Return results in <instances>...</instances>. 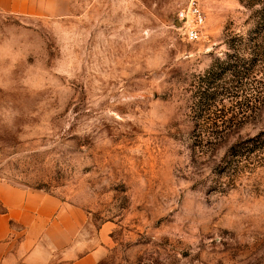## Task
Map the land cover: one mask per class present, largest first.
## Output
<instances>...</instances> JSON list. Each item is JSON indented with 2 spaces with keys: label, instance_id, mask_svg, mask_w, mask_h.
<instances>
[{
  "label": "rangeland",
  "instance_id": "374dc122",
  "mask_svg": "<svg viewBox=\"0 0 264 264\" xmlns=\"http://www.w3.org/2000/svg\"><path fill=\"white\" fill-rule=\"evenodd\" d=\"M191 1L0 13V183L78 205L105 231L94 261L53 264H264V154L246 144L264 101L243 113L221 97L235 121L217 139L194 108L213 64L251 60V1L195 0L196 42L176 24ZM256 69L244 83L264 80Z\"/></svg>",
  "mask_w": 264,
  "mask_h": 264
},
{
  "label": "crops",
  "instance_id": "0c3cea01",
  "mask_svg": "<svg viewBox=\"0 0 264 264\" xmlns=\"http://www.w3.org/2000/svg\"><path fill=\"white\" fill-rule=\"evenodd\" d=\"M70 10V0H0V13L7 15L56 18ZM104 233L95 231L78 205L43 190L0 183V264L92 262Z\"/></svg>",
  "mask_w": 264,
  "mask_h": 264
},
{
  "label": "trees",
  "instance_id": "16d2710c",
  "mask_svg": "<svg viewBox=\"0 0 264 264\" xmlns=\"http://www.w3.org/2000/svg\"><path fill=\"white\" fill-rule=\"evenodd\" d=\"M249 1H251V10H253L254 16L251 47L248 48L251 53V60L245 62L239 55V59L231 55L228 61H217L200 78L194 108L199 111L197 123L206 127L201 128V133H207L209 138H219L223 131L220 130L231 127L235 121L233 117L227 118L223 114V109H218L217 104L221 97L223 98L224 95L229 94L231 98L235 99L236 109L243 113H253L257 108V104L264 101V80L257 81L255 79L251 84L244 83V79H247L245 74L249 70H251V78L253 74L256 75L254 77H257V72L263 74L262 71H258L256 68L261 66L264 71V0ZM231 48L238 49L234 45H231ZM243 97L244 101L239 102L238 99ZM212 115L215 117L214 119ZM246 144L251 145L250 153L264 154V133L248 140Z\"/></svg>",
  "mask_w": 264,
  "mask_h": 264
},
{
  "label": "built area",
  "instance_id": "2783aa9c",
  "mask_svg": "<svg viewBox=\"0 0 264 264\" xmlns=\"http://www.w3.org/2000/svg\"><path fill=\"white\" fill-rule=\"evenodd\" d=\"M205 21L206 17L198 2L193 0L187 9L178 13L176 24L184 31L188 41L196 42L202 37Z\"/></svg>",
  "mask_w": 264,
  "mask_h": 264
}]
</instances>
